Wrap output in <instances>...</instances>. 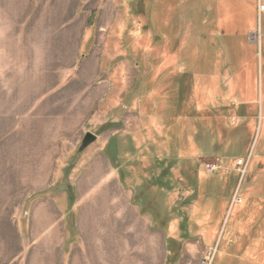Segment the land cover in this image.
I'll use <instances>...</instances> for the list:
<instances>
[{"label":"rangeland","instance_id":"rangeland-1","mask_svg":"<svg viewBox=\"0 0 264 264\" xmlns=\"http://www.w3.org/2000/svg\"><path fill=\"white\" fill-rule=\"evenodd\" d=\"M263 7L0 0V264H264ZM95 158L143 216H76Z\"/></svg>","mask_w":264,"mask_h":264},{"label":"crops","instance_id":"crops-1","mask_svg":"<svg viewBox=\"0 0 264 264\" xmlns=\"http://www.w3.org/2000/svg\"><path fill=\"white\" fill-rule=\"evenodd\" d=\"M98 139L99 137H97V140ZM99 162L100 159L95 158L85 165L83 174L79 177L80 180L78 179L76 183H72L73 187L76 189L77 196L73 211H75L76 216H81L80 219L84 221L87 219V221L90 222V229L94 233L96 232L94 223L96 219L101 220L97 221L100 222V226L101 223H105V228H112L113 225L111 222H114V220L118 221L120 216H143L137 211L138 209L136 210L128 205L130 200L126 194L120 190L119 180L116 176L117 171L111 168V176L103 180L102 173L105 166L98 164ZM78 165L80 164H77V166ZM76 167L74 171L79 170V167ZM70 179H72V177H70ZM59 200H67L66 194L59 197ZM56 204L55 200H44L33 209L31 216H63L64 218L66 216V209L64 207H62V209L59 208L58 214L49 212L52 206L56 208ZM70 211H72V206ZM109 223H111V225ZM80 232L81 235L79 234V237L82 239V242L85 240L86 245L97 246V244H99V242L95 240L96 235L93 234L94 237L89 240L90 236L87 235L88 230L83 231L80 228Z\"/></svg>","mask_w":264,"mask_h":264},{"label":"water","instance_id":"water-1","mask_svg":"<svg viewBox=\"0 0 264 264\" xmlns=\"http://www.w3.org/2000/svg\"><path fill=\"white\" fill-rule=\"evenodd\" d=\"M97 141V136L92 133H87L81 143L80 152L85 151L90 145Z\"/></svg>","mask_w":264,"mask_h":264},{"label":"built area","instance_id":"built-area-1","mask_svg":"<svg viewBox=\"0 0 264 264\" xmlns=\"http://www.w3.org/2000/svg\"><path fill=\"white\" fill-rule=\"evenodd\" d=\"M261 12L260 15L264 12V7L260 8ZM263 37L262 34V30H261V26L259 28V30L251 37V40H253L255 43H257L258 41H260Z\"/></svg>","mask_w":264,"mask_h":264},{"label":"trees","instance_id":"trees-1","mask_svg":"<svg viewBox=\"0 0 264 264\" xmlns=\"http://www.w3.org/2000/svg\"><path fill=\"white\" fill-rule=\"evenodd\" d=\"M158 183H159V187H160V188H163V187H162L163 184H162L161 180H158V181H157V184H158ZM168 190H169V191L171 190L170 186L168 187Z\"/></svg>","mask_w":264,"mask_h":264},{"label":"bare ground","instance_id":"bare-ground-1","mask_svg":"<svg viewBox=\"0 0 264 264\" xmlns=\"http://www.w3.org/2000/svg\"><path fill=\"white\" fill-rule=\"evenodd\" d=\"M102 230V229H101ZM102 232V231H101ZM121 237V236H120ZM116 239V238H115ZM110 248V247H109Z\"/></svg>","mask_w":264,"mask_h":264}]
</instances>
